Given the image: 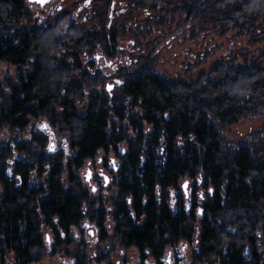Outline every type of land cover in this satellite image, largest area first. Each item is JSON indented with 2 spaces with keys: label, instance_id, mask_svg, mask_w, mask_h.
I'll use <instances>...</instances> for the list:
<instances>
[{
  "label": "trees",
  "instance_id": "16d2710c",
  "mask_svg": "<svg viewBox=\"0 0 264 264\" xmlns=\"http://www.w3.org/2000/svg\"><path fill=\"white\" fill-rule=\"evenodd\" d=\"M103 2L93 36L35 28L22 0H0V64L16 71L0 82V130L31 126L0 144V263L89 261L73 233L93 222L100 242L156 264L180 242L187 264H264V0H125L111 17ZM120 46L128 73L110 88L86 59ZM163 52L180 74L156 69ZM95 160L110 180L93 191L79 172Z\"/></svg>",
  "mask_w": 264,
  "mask_h": 264
},
{
  "label": "rangeland",
  "instance_id": "374dc122",
  "mask_svg": "<svg viewBox=\"0 0 264 264\" xmlns=\"http://www.w3.org/2000/svg\"><path fill=\"white\" fill-rule=\"evenodd\" d=\"M174 49L176 51L179 48L174 47ZM163 55L166 60H163L160 64H158L156 66V69L162 70L164 75H166L167 77L177 76L178 74H180L182 66L175 65V62L171 60L168 52H163ZM180 60H181V56H179L178 58V61ZM204 66H205V62L199 66L192 68V71H194V69L197 70L199 68H204ZM15 72L16 71H15L14 66L0 64V82L6 77L13 79L15 76ZM260 123H261V118L258 116L241 120L240 122L229 127L226 135L227 137L232 138V139H239V138L246 137L250 135L252 132H254L255 129L260 125ZM30 131H31V126H29L26 129V131L23 133H19V132L10 133L6 129H1L0 130V144H6V142H8L9 140V137H17L21 139H24L27 136L29 137V135H31ZM44 131L47 135H49L48 128H44ZM50 145H55V148H57L58 142L52 139L49 142V147ZM98 156H102V154L100 153ZM112 156H113L112 158L113 161H116V158L114 157L112 153L108 154L109 158ZM94 162L96 163L94 166H93L94 164L93 162L92 163L88 162L86 163L85 166H83V168L79 172L81 180L84 181V183H86L89 187H92L91 186L92 184L97 185V187L99 183H104L105 185L108 184V181L110 180L109 175L105 174L106 172H104L102 168H99L100 162L96 160ZM88 172L92 173V176L90 179L89 178L86 179V174ZM105 177L109 178L107 179V183L105 182ZM96 180H99V181H96ZM188 188H189V185H187V188H185L186 192ZM81 227L82 228H80V230L75 229L73 235H74L76 242L85 241L86 243L89 244L88 254L90 256L89 257L90 264H156L155 259L149 255H146L145 257L141 258L137 249H135L134 247H129V248L123 247V250L120 253L119 250L120 248H122L121 246L113 242H110V241L100 242L99 240L96 239L95 234L91 233L92 227L86 226V224L84 223L81 225ZM48 243H50V240H48ZM91 244H93V248L90 247ZM106 248L111 254L109 256V260H107L106 262L103 260L101 261L97 260L95 256L106 251ZM192 249L193 247H191L189 244L180 242L174 251L172 250L170 251L169 256H168V251H165V254L162 257L161 264H176L177 263L176 254L180 256L179 257L180 264H187L190 261V255L193 251ZM92 250H93V255L91 254ZM63 255L64 254H61L60 252L59 254H53V255L47 256L41 260H38L37 262H32L31 264H63L62 260H60ZM117 260L119 262H116ZM137 260H142V261L138 263Z\"/></svg>",
  "mask_w": 264,
  "mask_h": 264
},
{
  "label": "flooded vegetation",
  "instance_id": "af4514ba",
  "mask_svg": "<svg viewBox=\"0 0 264 264\" xmlns=\"http://www.w3.org/2000/svg\"><path fill=\"white\" fill-rule=\"evenodd\" d=\"M103 1L104 0H45V2L41 4L40 2H38V0H22V3L25 4L31 23L34 25L35 28L46 27V25L49 22L55 19L56 21L61 22L63 27H65L66 25H74L77 27L89 25L93 27V33H94L93 36H94L96 33V29L98 27L97 10L103 7L104 5ZM105 1H108L109 17L112 16L110 12L124 9L126 7L125 0H105ZM108 38L110 37L108 36ZM119 50L120 51L117 52H120V54H116V56H110L103 52H95L93 53V55L89 56L86 59V63L88 66H91L92 71L97 70L104 74L105 85L110 88H113L121 83L118 76L120 72L128 73V62H129L128 54L123 46H120ZM8 167L10 172L7 174L11 175L12 163L10 166L8 165ZM17 180L18 183H21L20 179ZM91 186H92L91 187L92 190L95 187L97 190V185L92 184ZM0 192H1V187H0ZM86 226L92 227L91 233L92 234L94 233L96 239L98 240L99 231H100L98 225L93 222H88L86 223ZM88 246L89 244L86 243L85 245H80L76 247L82 249L86 247L89 248ZM90 247L93 248V244H91ZM107 248L106 251L95 256L97 260L100 261L103 260L105 262L109 260V256L111 254ZM122 250L123 248H120L119 250L120 253L122 252ZM79 252L80 250H77L76 254L74 255L64 254L65 256L63 255L60 260H62L63 264H90L88 260H85L83 258L81 259L78 257L77 254ZM91 254L93 255V250ZM82 255L84 256L85 253L82 252ZM169 255H170V250L168 251V256ZM141 261L142 260H137L138 263ZM116 262L119 261L117 260Z\"/></svg>",
  "mask_w": 264,
  "mask_h": 264
},
{
  "label": "snow or ice",
  "instance_id": "6c2138e0",
  "mask_svg": "<svg viewBox=\"0 0 264 264\" xmlns=\"http://www.w3.org/2000/svg\"><path fill=\"white\" fill-rule=\"evenodd\" d=\"M38 2H40L41 4H43L44 2H45V0H38ZM42 127H44V128H47V125H42ZM50 150H55V145H50ZM113 166H114V162H113ZM91 176H92V173L91 172H88L87 174H86V178H91ZM107 177H105V182H107ZM184 187L185 188H187V182L185 183V185H184ZM96 189L95 188H93V191H95Z\"/></svg>",
  "mask_w": 264,
  "mask_h": 264
},
{
  "label": "water",
  "instance_id": "95a60500",
  "mask_svg": "<svg viewBox=\"0 0 264 264\" xmlns=\"http://www.w3.org/2000/svg\"><path fill=\"white\" fill-rule=\"evenodd\" d=\"M86 179H88V178H86Z\"/></svg>",
  "mask_w": 264,
  "mask_h": 264
}]
</instances>
